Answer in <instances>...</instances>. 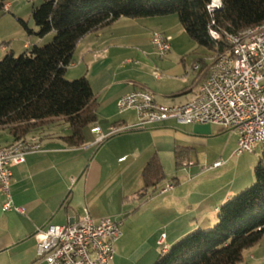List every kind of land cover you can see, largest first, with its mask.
Instances as JSON below:
<instances>
[{
    "label": "crops",
    "instance_id": "0c3cea01",
    "mask_svg": "<svg viewBox=\"0 0 264 264\" xmlns=\"http://www.w3.org/2000/svg\"><path fill=\"white\" fill-rule=\"evenodd\" d=\"M174 17L122 18L78 42L65 78L88 79L97 103L96 122L84 130V142L78 147L64 141L70 130L62 119L25 136L37 138L41 149L10 168L9 194L25 213L2 212L5 194L0 190V264H46L36 255L35 230L63 225L68 218L81 216L84 208L93 219L122 222L111 264H153L162 252L158 244L162 234L168 249L189 232L211 227L218 207L251 184L250 169L260 157L261 145L253 149V156H233L236 132L175 121L137 126L133 111L117 109V100L135 90L147 91L166 105L188 102L198 93L206 76V56L196 53L198 46ZM153 32L171 39L164 58H158L151 47ZM49 38H37L34 44ZM30 46L23 44L24 49ZM195 63L202 69L194 71ZM154 70L159 71V79L153 77ZM94 126L106 136L100 144L91 133ZM13 141L9 136L0 147ZM153 157L164 173L157 188L173 185L165 194L144 190L142 171ZM217 160L224 165L208 170ZM170 166L174 176L168 173Z\"/></svg>",
    "mask_w": 264,
    "mask_h": 264
},
{
    "label": "trees",
    "instance_id": "16d2710c",
    "mask_svg": "<svg viewBox=\"0 0 264 264\" xmlns=\"http://www.w3.org/2000/svg\"><path fill=\"white\" fill-rule=\"evenodd\" d=\"M8 0H0L3 12ZM221 9L209 13L211 0H41L32 6L35 29L18 20L29 36L50 39L31 45L15 56L6 51L0 59V130L14 140L55 119L64 120L72 147L84 142V130L96 122L97 103L85 76L65 78L78 42L86 35L113 25L119 19H147L174 15L198 47L212 53L226 50L209 31L237 34L264 24V0H220ZM200 61V60H199ZM198 61V62H199ZM176 166L179 153H176ZM254 181L221 204L216 222L195 229L162 251L153 264H238L243 252L264 235V147L253 168ZM144 190L164 180L159 160L151 158L142 171Z\"/></svg>",
    "mask_w": 264,
    "mask_h": 264
},
{
    "label": "built area",
    "instance_id": "2783aa9c",
    "mask_svg": "<svg viewBox=\"0 0 264 264\" xmlns=\"http://www.w3.org/2000/svg\"><path fill=\"white\" fill-rule=\"evenodd\" d=\"M8 7L6 5L5 9ZM207 9L211 14L219 11L221 1L211 0ZM209 34L214 41L223 40L227 47L224 52L212 53L206 58V76L190 101L166 105L158 103L147 91L135 90L121 96L116 106L120 113L133 111L137 126L175 121L183 125L211 124L227 132H236L233 156H240L252 152L257 145L264 147V24L237 34H221L214 29H210ZM170 42V37L162 33L151 34L150 44L158 58L168 55ZM192 68L194 71L202 69L199 63ZM152 75L160 78L157 70ZM91 133L95 135L96 144L106 139L97 126L91 128ZM40 149L41 144L34 137L0 147V190L5 194L2 212L25 213L24 207L14 205L11 200L10 168L22 164L27 155ZM224 163L217 160L207 169H218ZM172 189L173 185L166 183L159 186L156 193L165 194ZM121 225V221L110 217L93 219L84 208L81 216L68 218L63 225H47L35 230L37 258L46 264H111L115 244L122 236ZM164 240L162 234L158 241L162 251L167 249Z\"/></svg>",
    "mask_w": 264,
    "mask_h": 264
},
{
    "label": "rangeland",
    "instance_id": "374dc122",
    "mask_svg": "<svg viewBox=\"0 0 264 264\" xmlns=\"http://www.w3.org/2000/svg\"><path fill=\"white\" fill-rule=\"evenodd\" d=\"M8 3H9L8 10L5 9L3 12H0V59L3 57L6 51H13L15 56H17L25 50L23 48V44L25 42L27 43L30 42L32 45L34 44L35 41H37V38L35 36H29L23 30L18 20L20 19L21 21H24L27 24L28 28L35 29L34 23L30 17L31 8L32 6L39 5L41 3V0H8ZM174 18H176L175 20H177L176 16ZM178 24H179V28H181L180 23ZM187 38L189 37L187 36ZM195 46L197 47V45ZM1 48L6 49L4 53L1 52ZM197 48L198 49L196 50L197 51L196 53L202 54L206 56V58L212 56V52H210L209 50L202 47H197ZM9 136L10 135L7 130H0V145H3L7 141ZM244 154L245 155L248 154L252 156L254 155L251 152H247ZM179 168L182 169V167ZM168 173H173V176L175 175L176 172L174 166H170V168H168ZM177 173L179 174V172ZM250 173H251L250 174L251 184H249L248 187H250V185H252L254 181L253 167L250 169ZM167 175L169 174H167L166 172V176ZM121 229L123 228L121 227ZM114 254H115V249H114ZM238 264H264V235L257 244H255L249 249H246L243 252L242 261Z\"/></svg>",
    "mask_w": 264,
    "mask_h": 264
}]
</instances>
